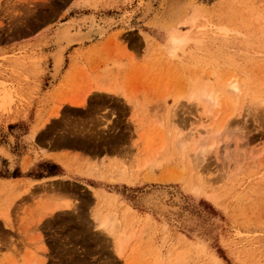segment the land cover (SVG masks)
<instances>
[{
	"label": "rangeland",
	"instance_id": "rangeland-1",
	"mask_svg": "<svg viewBox=\"0 0 264 264\" xmlns=\"http://www.w3.org/2000/svg\"><path fill=\"white\" fill-rule=\"evenodd\" d=\"M73 13L92 15L63 23ZM89 20L107 34L68 47L56 73L57 29L71 21L86 31ZM43 30H54L49 54L15 48ZM175 32L190 37L178 50ZM47 65L60 77L49 132L84 150L73 169L99 176L42 197L0 192V264H264V0H0V114L19 97L13 83ZM214 90L220 102L208 114L200 95ZM203 125L212 131L199 161L202 139L187 136ZM158 191L165 206L146 205ZM57 201L66 202L44 216ZM97 212L116 215L124 257Z\"/></svg>",
	"mask_w": 264,
	"mask_h": 264
},
{
	"label": "crops",
	"instance_id": "crops-1",
	"mask_svg": "<svg viewBox=\"0 0 264 264\" xmlns=\"http://www.w3.org/2000/svg\"><path fill=\"white\" fill-rule=\"evenodd\" d=\"M74 10L75 8L72 6L69 9V14ZM90 15L92 14L77 15L73 13L63 23L74 18ZM103 17L105 19L112 17V15L106 13ZM54 30L53 32L49 30L40 31L28 41L17 43L15 48H18L22 43H30L35 46L41 45L42 53L49 54L52 47L50 51L45 50L43 43H45V37L49 36L48 33L53 35ZM44 65V63H41L40 68L44 69ZM49 66L51 65L49 64ZM59 82L60 77L55 80L51 78L47 65V72L34 81L23 83L21 87H18L17 83H13V87L17 88L19 97H15V105L9 113L0 114V146H5L4 149L6 148L5 150L11 155L13 163L0 157V192L8 190L13 193L17 192L20 194L21 199L28 198V196L42 197L49 194L53 189L59 190L58 184L60 182H72L86 186L84 180L85 182L96 181V178H92L89 174L86 175L88 178L84 177L77 172L76 168H72L74 167L72 165L73 161L81 158L84 150L79 147H66L63 143L55 140L54 134L49 132L50 123L58 120V116L53 115V112L55 111V105H57V103L55 104V98L57 100L55 95L57 94L56 88ZM95 84L98 85L100 82ZM100 89L102 88L97 87V89L93 88L91 91L103 94ZM57 107L59 109L67 107L74 110L80 109L70 107L65 103H58ZM11 163L12 165H10ZM47 167L54 169V171L49 173ZM64 202L66 201H57L50 204L44 216L49 210ZM65 210H55L54 212Z\"/></svg>",
	"mask_w": 264,
	"mask_h": 264
},
{
	"label": "bare ground",
	"instance_id": "bare-ground-1",
	"mask_svg": "<svg viewBox=\"0 0 264 264\" xmlns=\"http://www.w3.org/2000/svg\"><path fill=\"white\" fill-rule=\"evenodd\" d=\"M148 9V8H147ZM149 10V9H148ZM87 17H85V19H86ZM89 18V17H88ZM87 18V19H88ZM91 19V18H90ZM114 19V18H113ZM82 20H83V18H82ZM95 20V19H94ZM87 22H88V20H86ZM85 21V22H86ZM90 21V23H89V27H88V29L86 30V31H83V30H80L81 29V27L79 28V26H78V28L77 29H79V30H75L74 31V28H75V23H72V22H74V20L71 22L70 21V23H68V24H70V25H62L60 28L59 27H57V28H59V29H57V31H58V33L57 32H55V33H57L58 34V36H56V43H55V45L57 46V48H56V61H55V67H54V70H55V72L56 73H58L59 72V70L61 69V67H62V65H63V63H64V53H66L65 51H67V48L68 47H70V46H72V45H74V44H85V42H91V41H93L96 37L98 38V36H99V38L100 37H103L105 34H107V30L106 29H104V28H102V27H105V26H102V27H97L98 25H97V23H95V25L93 24L94 23V21H91V20H89ZM109 21H111L110 19H109ZM114 21V20H113ZM80 22H82V21H80ZM103 22H105V21H103ZM76 23H78V20H77V22ZM74 24V25H73ZM83 24V23H82ZM85 24V23H84ZM117 24V23H116ZM196 25H197V23H195ZM97 25V26H96ZM107 26V25H106ZM111 27V26H110ZM108 28V27H107ZM76 29V28H75ZM110 29V28H109ZM54 38V37H53ZM189 38L190 37H188V36H186V35H183V34H180V33H178V32H175L174 33V37H173V41H174V44H175V46H176V49L178 50V48H180V47H182V46H184L185 44H187L188 43V41H189ZM54 58V57H53ZM54 58V59H55ZM55 74V73H54ZM55 77V76H54ZM229 86L231 87V86H234V87H231V89H235L236 90V92L238 91V89H237V85L235 86V84L234 85H230L229 84ZM102 89H100V90H102V93L104 92V90H103V87H101ZM239 88V87H238ZM105 89V88H104ZM233 89V91H235ZM100 92V91H99ZM235 92V93H236ZM240 92V91H239ZM239 92H237L236 94L237 95H239L240 93ZM101 93V92H100ZM197 93V92H196ZM217 93H218V91L217 92H215V90H214V92H212V93H206V92H203V94H201L200 95V97H202V99H203V102H205L206 104H207V113L208 114H211L212 113V109H213V107L214 106H216V104L218 103V101H219V97H218V95H217ZM199 97V98H200ZM201 100V99H200ZM220 102V101H219ZM238 102V101H237ZM85 101L83 102V103H81V102H71V105H73V106H83L84 107V105H85ZM215 108V107H214ZM209 117H206L207 119H208V121H212V123H216L217 122V119H218V117H217V115H215L214 117H210V115H208ZM206 123H208V122H206ZM212 123L210 124V125H212ZM229 123V122H228ZM46 124V123H45ZM43 125V124H42ZM209 126V125H208ZM207 125H203L202 127H201V129H199L198 131H197V133L195 132V133H190V135H188L187 137H189L191 140H196V139H199V143L197 144H195V148L196 147H198L199 148V152H198V158L197 159H199V161H202L203 160V157H204V155H205V153H206V149H207V143H208V138H206L210 133H211V131H212V128H209ZM42 128H43V126H42ZM41 128V129H42ZM45 128H46V126H45ZM44 128V129H45ZM43 129V130H44ZM42 130V131H43ZM197 130V129H196ZM217 137V136H216ZM180 141H182V140H180ZM185 142L189 145V139L187 138V140H185ZM184 142V140L182 141V143H185ZM185 145V144H183V146L182 145H180L179 144V148H181L180 150L181 151H183L184 149H186V147L185 146H187L188 147V145ZM5 147V146H4ZM4 147H2V146H0V157H3V158H5V159H8V161H10V162H12L11 161V155H9V153L4 149ZM183 147V148H182ZM149 149V148H148ZM44 152H47V151H45V150H43ZM148 151V150H147ZM149 162V161H148ZM13 163V162H12ZM12 163L10 164V165H12ZM147 164V163H146ZM146 164H145V166H146ZM148 165V164H147ZM70 167V166H69ZM95 170H96V172H95ZM94 171H93V174L92 173H90V174H92V175H94V176H96L97 175V173L99 172L97 169H95ZM123 171V170H122ZM127 170H125L124 169V171H123V173L124 172H126ZM108 172V171H107ZM100 173V172H99ZM121 173V171L120 172H116L115 174H120ZM113 175V174H112ZM124 174H122V175H120L119 177L121 178L122 176H123ZM99 176V175H98ZM97 176V177H98ZM118 176V175H117ZM97 177H95V178H97ZM93 178V177H92ZM116 178V177H115ZM124 178H126L125 176H124ZM97 180V179H96ZM113 180V179H112ZM132 181V180H131ZM92 191L95 193V196H96V198H97V200H98V202L100 201V199H105V197L107 196V194L106 193H104V192H102V190H98V189H96V188H92ZM159 195H164V191H158V193H156V192H153V193H150L149 195H147V196H145L144 197V199H143V201H144V203L146 204V205H149V206H152V207H158V208H163L165 205L161 202V201H159V199L160 198H158L159 197ZM104 201V200H103ZM99 207V206H98ZM70 209H74V204H72V203H67V205H66V210H70ZM65 210V211H66ZM100 211V210H99ZM55 213V212H54ZM97 213H99L98 214V216H97V218H96V221H97V223H98V229H100V231H103V233H106L108 236H110V237H112L113 238V236L115 237V243H116V253H117V256L119 257V258H122V257H124V250H125V241L123 242L122 240H121V237H122V235L121 234H124L125 233V231H123L122 233H120V235L118 234L117 235V233H116V230H117V228H116V226L119 224V223H117V225L115 224V216L114 217H112V215L110 214V215H107V214H100L101 212H97ZM53 216V215H52ZM114 218V219H113ZM119 226V225H118ZM119 230V229H118ZM124 236V235H123ZM124 239V238H123ZM127 243V242H126ZM180 251V250H179ZM178 252V251H177ZM178 254V253H177ZM176 254V255H177ZM178 255H180V254H178ZM177 255V256H178ZM175 256L176 258H175V260L177 259V258H179V260H180V256ZM170 259H172V258H170ZM178 260V259H177ZM161 263V262H160ZM171 263V262H170ZM158 264H159V262H158Z\"/></svg>",
	"mask_w": 264,
	"mask_h": 264
}]
</instances>
